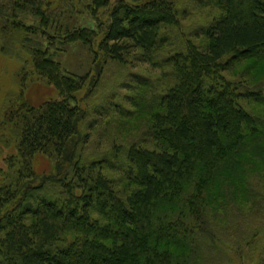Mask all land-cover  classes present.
<instances>
[{
  "label": "trees",
  "instance_id": "trees-1",
  "mask_svg": "<svg viewBox=\"0 0 264 264\" xmlns=\"http://www.w3.org/2000/svg\"><path fill=\"white\" fill-rule=\"evenodd\" d=\"M61 1L0 0L2 51L26 50L59 94L40 107L21 94L1 117L11 133L2 143L16 153L0 171V264H204L216 229L256 202L255 182L264 179V115L249 106H264V87L227 78L264 56V0H212L221 14L201 30L204 43L178 42L155 61L171 71L151 101L159 110L147 132L154 147L115 146L90 163L75 151L83 120L75 96L87 79L63 71L49 48L27 45L37 29L21 20L58 28L63 43L91 44L87 30H61L82 0ZM89 1L94 14L110 12L100 50L120 65L153 63L180 25L171 0ZM40 159L49 163L41 173ZM104 169L134 189L120 192Z\"/></svg>",
  "mask_w": 264,
  "mask_h": 264
},
{
  "label": "rangeland",
  "instance_id": "rangeland-1",
  "mask_svg": "<svg viewBox=\"0 0 264 264\" xmlns=\"http://www.w3.org/2000/svg\"><path fill=\"white\" fill-rule=\"evenodd\" d=\"M48 1L53 6L62 3L61 0ZM171 1L179 10L180 25L169 35L167 48L153 63L139 58L131 59L127 65L110 61L100 50L110 12L105 8L94 14L89 0H82L76 11L65 17L61 30H87L92 36L91 44L63 43L60 39L65 36L59 34L58 28L43 32L36 19L22 17L25 25L37 29L27 45L41 50L49 48L53 60L63 71L87 79L84 88L75 96L83 118L77 140L79 146L75 151L81 155L82 162L90 163L107 155L115 146L128 148L135 143L150 149L154 147L147 132L153 123V114L159 110L151 101L168 87L171 71L169 66L158 67L155 63L177 51L178 42L183 44L190 40L203 44L201 30L221 14L212 0ZM2 46L0 40V120L6 107L19 100L21 94L33 107L59 99L54 86L34 72L26 50L17 46L14 52H8L7 48L4 52ZM227 78L256 89L264 87V56L237 66ZM249 106L256 114L264 115V106L256 103ZM0 127V171L7 172L3 160L16 151L2 143L11 139V133L8 128ZM48 168L47 160H38L36 170L39 173ZM104 174L114 181L120 192L134 189L121 173L104 169ZM255 188L260 195L256 202L231 215L226 226L216 229L218 243L206 244L204 264H261L264 261V179L255 182ZM72 237L69 235L70 239Z\"/></svg>",
  "mask_w": 264,
  "mask_h": 264
}]
</instances>
